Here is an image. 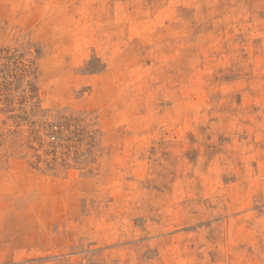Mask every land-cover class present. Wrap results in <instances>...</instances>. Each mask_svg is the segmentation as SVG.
<instances>
[{"label": "rangeland", "instance_id": "obj_1", "mask_svg": "<svg viewBox=\"0 0 264 264\" xmlns=\"http://www.w3.org/2000/svg\"><path fill=\"white\" fill-rule=\"evenodd\" d=\"M0 264H264V0H0Z\"/></svg>", "mask_w": 264, "mask_h": 264}]
</instances>
